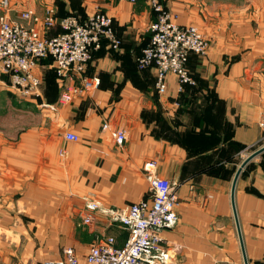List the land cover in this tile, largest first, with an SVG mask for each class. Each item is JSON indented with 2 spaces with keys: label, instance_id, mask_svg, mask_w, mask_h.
Returning <instances> with one entry per match:
<instances>
[{
  "label": "crops",
  "instance_id": "1",
  "mask_svg": "<svg viewBox=\"0 0 264 264\" xmlns=\"http://www.w3.org/2000/svg\"><path fill=\"white\" fill-rule=\"evenodd\" d=\"M59 1L85 17L109 14L123 43L112 50L102 42L86 71L99 87L68 103L59 101V84L58 98L44 96L45 64L35 69L44 80L40 102L0 82V264H43L67 246L83 260L106 236L122 246L128 231L100 211L85 223L86 204L120 209L147 198L149 171L177 187L179 221L162 232L169 264H245L231 190L243 160L264 145V0H164L177 23L196 25L210 41L207 55H190L198 82L183 94L174 74L160 94L155 69L136 64L156 17L145 0ZM50 6L60 10L58 0H8L6 9L32 25L21 13L43 16ZM33 25L49 36L62 31ZM26 106L35 122L14 123L13 110ZM119 128L123 144L113 136ZM68 131L80 140L66 139ZM235 207L248 263L264 264V151L243 168Z\"/></svg>",
  "mask_w": 264,
  "mask_h": 264
},
{
  "label": "built area",
  "instance_id": "2",
  "mask_svg": "<svg viewBox=\"0 0 264 264\" xmlns=\"http://www.w3.org/2000/svg\"><path fill=\"white\" fill-rule=\"evenodd\" d=\"M145 1L156 17L149 26L151 41L138 58L139 68L155 69L156 89L160 94L167 91L168 75H176L181 92L185 84L195 83L187 67L190 52L207 55L210 41L196 25L177 23L164 0ZM1 4L5 12L0 15V82L13 94L28 101L42 96L43 78L35 69L39 60L49 55L63 87L60 103H68L75 96L99 87L100 79L88 76L86 71L93 51L100 48L104 40L114 49L121 48V38L115 32L112 16L96 10L83 20L76 15L59 18L56 9L50 6L43 16L32 10L23 11L21 17L32 23L28 25L9 18L8 0H1ZM33 24L45 29L59 25L62 31L49 36ZM72 78H77L79 84L69 83ZM38 106L55 108L54 104L44 101ZM113 136L118 144H123L127 132L119 128L114 130ZM65 138L80 140V136L71 131ZM155 164V161L149 163L152 167ZM147 177L150 183L147 198L120 209L104 207L95 200L86 204L85 223L93 222L95 213L100 211L128 231L122 246H117L114 236L100 237L83 260L73 246H67L62 258L48 259L43 264H169L171 253L164 244L162 232L178 224L177 187L170 179L154 172L149 171Z\"/></svg>",
  "mask_w": 264,
  "mask_h": 264
},
{
  "label": "trees",
  "instance_id": "3",
  "mask_svg": "<svg viewBox=\"0 0 264 264\" xmlns=\"http://www.w3.org/2000/svg\"><path fill=\"white\" fill-rule=\"evenodd\" d=\"M58 2H59V4H60V7H59V9L60 10H58V13H57V11H56V16L57 17H59V18H63V17H66V16H68V15H76V16H78L79 18H81L82 20L83 19H85L86 17H85V15H84V13H83V11H82V8H76L75 10H73V11H66V10H64V8H62L64 5H63V3L61 2V1H59L58 0ZM62 8V9H61ZM168 8V7H167ZM113 27H114V29H115V32L117 33V35L121 38V36H120V34L118 33V30L116 29V27H115V24H114V21H113ZM150 41H151V32L149 31V33L147 34V36H146V43H144L142 46H141V49H140V51H139V53L137 54V56H136V64H137V66H138V68H139V65H138V58L142 55V50L150 43ZM121 42H122V39H121ZM123 43V42H122ZM122 43H121V46H122ZM111 47V46H110ZM111 49L112 50H119V49H114L113 47H111ZM94 52L95 51H93V55H94ZM191 54H197V53H195V52H190V54H189V56H188V62H189V58H190V55ZM197 55H199L200 57H201V55L200 54H197ZM93 57V56H92ZM91 61V60H90ZM188 62H187V67H188V69H189V66H188ZM50 63H52V57H51V55H49V56H47V57H45V58H41L40 60H39V64L40 65H46L47 66V68H46V70H45V73H44V76H45V80H46V86H44V96H46V98H50V99H52V98H54L55 96H56V98H58V94H59V92H58V90H59V86L61 87L62 86V84L60 83V80L58 79V77H57V74H56V71H55V69L53 68V67H51V66H49V64ZM142 70V69H141ZM189 72H190V74L192 75V77L194 78V81H195V83L197 84V82H198V79H197V77L195 76V74H193V72H191V70L189 69ZM156 80V79H155ZM195 83H187V84H185L184 85V88H183V90L181 91V93L183 94V92L186 90V88H189V87H192V86H196V84ZM58 84H59V86H58ZM195 84V85H194ZM58 88V89H57ZM191 90H196L195 88L194 89H191ZM42 97L43 96H40V97H38V101L40 102L41 100H42ZM51 101V100H50ZM257 149V148H256Z\"/></svg>",
  "mask_w": 264,
  "mask_h": 264
},
{
  "label": "water",
  "instance_id": "4",
  "mask_svg": "<svg viewBox=\"0 0 264 264\" xmlns=\"http://www.w3.org/2000/svg\"><path fill=\"white\" fill-rule=\"evenodd\" d=\"M263 151H264V145L262 147L258 148L257 150L253 151L252 153H250L243 160V162L241 163V165L237 169V172H236V174L234 176L233 183H232V190H231L232 204H233L234 215H235L237 229H238V233H239V237H240V242H241V246H242V251H243V255H244L245 264H249V263H248V259H247V256H246L244 243H243V238H242V233H241L240 224H239V220H238V215H237V211H236V207H235V191H236V185H237L238 178H239L243 168L247 165V163L250 160H252L254 157H256L258 154H260Z\"/></svg>",
  "mask_w": 264,
  "mask_h": 264
},
{
  "label": "rangeland",
  "instance_id": "5",
  "mask_svg": "<svg viewBox=\"0 0 264 264\" xmlns=\"http://www.w3.org/2000/svg\"><path fill=\"white\" fill-rule=\"evenodd\" d=\"M4 12H5V9H3V13ZM43 82H44V80H43ZM17 98H20V97L17 96ZM20 100H22V99L20 98ZM23 100H25V99H23ZM26 107H29V109L26 108L27 110H22V111L17 110V109L13 110V116L14 117L12 118V120L14 123L20 124V122H23V123L33 124V122H35V115H36L35 109L32 106H26ZM21 113H24L25 115L22 117ZM258 145L254 146L253 151L258 149V148L256 149V147H258Z\"/></svg>",
  "mask_w": 264,
  "mask_h": 264
}]
</instances>
